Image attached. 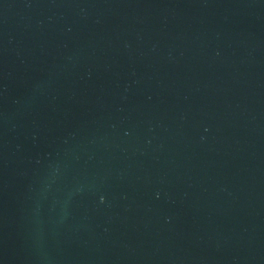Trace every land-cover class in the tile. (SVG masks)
Returning <instances> with one entry per match:
<instances>
[{
  "label": "water",
  "instance_id": "1",
  "mask_svg": "<svg viewBox=\"0 0 264 264\" xmlns=\"http://www.w3.org/2000/svg\"><path fill=\"white\" fill-rule=\"evenodd\" d=\"M0 264H264V0H0Z\"/></svg>",
  "mask_w": 264,
  "mask_h": 264
}]
</instances>
